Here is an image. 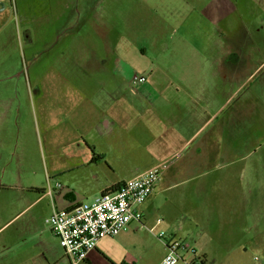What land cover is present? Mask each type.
<instances>
[{"label": "crops", "instance_id": "0c3cea01", "mask_svg": "<svg viewBox=\"0 0 264 264\" xmlns=\"http://www.w3.org/2000/svg\"><path fill=\"white\" fill-rule=\"evenodd\" d=\"M13 2L0 0L4 6L0 7V36L8 3ZM189 6L190 14L196 12L202 22L196 29L199 39L187 49L190 60L171 63L169 74L153 83L148 78L142 92L116 93L114 76L69 77L59 83L79 87L73 107L77 136L73 142L54 140L53 150L42 151V176L33 164L32 129L41 140L43 131L56 134L61 124L60 119L52 124L55 120L48 112L38 120L36 104L42 100L49 108L52 100L59 110L65 95L53 94L47 77L0 79L6 84L0 87V264H71L47 218L56 209L90 205L177 155L184 164L182 175H188L186 182L202 179L198 190L207 198L206 205L213 193L233 198V207L224 208L227 212H250L255 217L264 213V0H195ZM82 35H78L81 47L73 50V67L109 69L112 61L99 55L91 36ZM86 37L91 40L82 45ZM83 49L87 55L77 61ZM21 94L29 98L35 127L24 124L23 101L17 103ZM85 101L89 105L83 111ZM132 148L142 150V167H135L133 173ZM248 157L249 174L242 169ZM166 175L173 184L176 171L170 169ZM215 176L220 186L211 192ZM244 176L250 180L248 191L242 188ZM174 186L167 188L161 176L140 208L142 222H131L118 236L101 240L79 264H160L167 251L159 239L154 254V228L173 240L188 242L202 264L241 261L240 254L210 252L212 234L201 222L163 226L151 219L155 197ZM243 197L249 200L242 204ZM184 257L194 260L190 253Z\"/></svg>", "mask_w": 264, "mask_h": 264}, {"label": "rangeland", "instance_id": "374dc122", "mask_svg": "<svg viewBox=\"0 0 264 264\" xmlns=\"http://www.w3.org/2000/svg\"><path fill=\"white\" fill-rule=\"evenodd\" d=\"M13 1L12 6L8 3L9 13L3 21L4 29L0 36V79L47 77L52 81L53 94L65 95L62 98L64 105L59 110L54 107L52 100L49 108L44 107L42 100L36 104L38 120L39 117L43 118L44 112H48L51 120H55L52 124L59 119L57 123L61 124V129L56 130V134L53 131L49 134L43 131L42 142L36 130L32 129L31 142L35 146L36 158L33 164L39 176L44 172L42 151L53 150L51 147L54 140L57 143L69 140L73 142L77 136L74 128L77 115L73 112V107L78 100L79 87L59 83H65L64 80L69 77L114 76L116 93L142 92V85L132 83L133 76H145L153 83L169 74L171 63L190 60L187 49L199 39L196 29L202 25L196 12L190 14L192 7H187L195 0ZM82 34L91 36L92 44H96L100 50L99 55L112 61L109 69L73 67L76 63L73 60V50L81 47L78 35ZM84 40L82 45L91 38L86 37ZM62 48L67 53H63ZM82 54V59L79 54L76 56L77 61L83 60L87 55L86 49H83ZM3 85H6L5 82H0V87H4ZM19 99L17 103L23 101L24 124L29 128L35 127L31 120L33 110L29 98L26 94H21ZM88 105L89 101H85L82 110L86 111ZM133 126L132 132H135ZM131 152L129 162L133 173L135 167H142V159H139L142 157V150L138 152L132 148ZM244 155L245 153L243 158ZM249 159H245L248 161L242 167L243 172L247 170L248 174L251 166ZM179 162L177 155L160 166L165 186H175L155 197L151 219L163 226L201 222L208 226L206 229L212 234V240L208 239L212 241L209 244L210 252L218 255L240 254L243 257L237 264H264V213H258L255 217L250 212H227L224 208L233 207V198L219 197L213 193L206 205L207 198L198 190L202 179L200 182H186L188 175H182L184 164ZM170 169L176 171L173 184L167 175L164 177ZM217 176L212 182L214 186L211 187V192L219 190L220 185L215 181ZM242 185L243 190H249L250 180L247 176H244ZM239 200L240 198H235L236 202ZM246 200L249 198L243 197L242 204ZM198 206L202 210L198 211ZM151 233L155 254L160 248L158 235L161 230L154 228Z\"/></svg>", "mask_w": 264, "mask_h": 264}, {"label": "built area", "instance_id": "2783aa9c", "mask_svg": "<svg viewBox=\"0 0 264 264\" xmlns=\"http://www.w3.org/2000/svg\"><path fill=\"white\" fill-rule=\"evenodd\" d=\"M145 76L134 75L132 83L143 85ZM160 167L151 169L138 177L121 183L112 192L99 196L92 204L71 210H55L46 223L59 240L60 247L71 264L85 262L98 243L118 236L131 222H142L141 207L154 193L161 178ZM61 187V185H57ZM53 195V190H49ZM166 248V256L160 264H202L191 245L183 240H173L164 232L158 235ZM185 253L194 256L187 261Z\"/></svg>", "mask_w": 264, "mask_h": 264}, {"label": "water", "instance_id": "95a60500", "mask_svg": "<svg viewBox=\"0 0 264 264\" xmlns=\"http://www.w3.org/2000/svg\"><path fill=\"white\" fill-rule=\"evenodd\" d=\"M0 7L3 8L4 6H3L2 4H0ZM1 8H0V9H1Z\"/></svg>", "mask_w": 264, "mask_h": 264}, {"label": "trees", "instance_id": "16d2710c", "mask_svg": "<svg viewBox=\"0 0 264 264\" xmlns=\"http://www.w3.org/2000/svg\"><path fill=\"white\" fill-rule=\"evenodd\" d=\"M106 193H109V192H106Z\"/></svg>", "mask_w": 264, "mask_h": 264}]
</instances>
